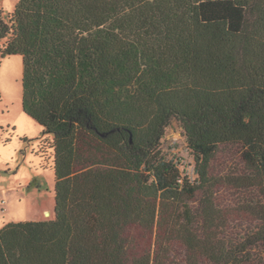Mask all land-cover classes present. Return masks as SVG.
Instances as JSON below:
<instances>
[{
	"label": "trees",
	"instance_id": "16d2710c",
	"mask_svg": "<svg viewBox=\"0 0 264 264\" xmlns=\"http://www.w3.org/2000/svg\"><path fill=\"white\" fill-rule=\"evenodd\" d=\"M16 55L55 208L0 228V264H264V0H16L0 66ZM172 121L194 182L160 149ZM232 153L262 198L247 237L214 198Z\"/></svg>",
	"mask_w": 264,
	"mask_h": 264
},
{
	"label": "rangeland",
	"instance_id": "374dc122",
	"mask_svg": "<svg viewBox=\"0 0 264 264\" xmlns=\"http://www.w3.org/2000/svg\"><path fill=\"white\" fill-rule=\"evenodd\" d=\"M16 0H0L7 17ZM23 64L20 56L5 58L0 66V228L9 222L54 220L55 177L50 135L22 110ZM160 149L167 158L189 161L183 130L172 121ZM240 172L236 155H221L213 176L219 182L214 198L233 221L227 237H247L259 223L254 211L261 205L256 189L243 188L235 177ZM229 178L234 179L229 180Z\"/></svg>",
	"mask_w": 264,
	"mask_h": 264
},
{
	"label": "built area",
	"instance_id": "2783aa9c",
	"mask_svg": "<svg viewBox=\"0 0 264 264\" xmlns=\"http://www.w3.org/2000/svg\"><path fill=\"white\" fill-rule=\"evenodd\" d=\"M175 163H177L182 169V176L190 182H194L196 176L194 174V167L192 162L189 161H182L180 159H174Z\"/></svg>",
	"mask_w": 264,
	"mask_h": 264
},
{
	"label": "crops",
	"instance_id": "0c3cea01",
	"mask_svg": "<svg viewBox=\"0 0 264 264\" xmlns=\"http://www.w3.org/2000/svg\"><path fill=\"white\" fill-rule=\"evenodd\" d=\"M6 224V223H5Z\"/></svg>",
	"mask_w": 264,
	"mask_h": 264
}]
</instances>
